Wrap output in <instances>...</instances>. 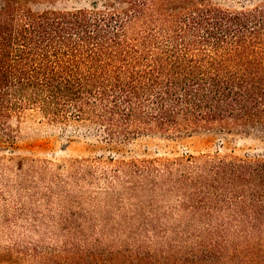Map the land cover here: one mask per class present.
Wrapping results in <instances>:
<instances>
[{
	"label": "trees",
	"instance_id": "16d2710c",
	"mask_svg": "<svg viewBox=\"0 0 264 264\" xmlns=\"http://www.w3.org/2000/svg\"><path fill=\"white\" fill-rule=\"evenodd\" d=\"M24 1L0 0V137L6 141L10 120L27 111L92 123L110 140L264 124V2L232 11L201 0H96L100 6L35 12ZM109 162L112 175H103L130 185L120 195L138 202L129 218L140 226L127 225L128 234L156 239L186 232L201 242L190 258L174 263L251 264L236 249L264 242L263 160ZM10 172L0 164V232L11 236L19 222L32 221L33 231L41 219L10 196ZM27 182L13 190L29 193ZM148 194L179 203L170 215L158 213L139 200ZM175 214L180 225L166 226ZM56 223L71 225L65 218ZM8 251L26 254L18 246ZM139 261L154 264L150 257Z\"/></svg>",
	"mask_w": 264,
	"mask_h": 264
},
{
	"label": "rangeland",
	"instance_id": "374dc122",
	"mask_svg": "<svg viewBox=\"0 0 264 264\" xmlns=\"http://www.w3.org/2000/svg\"><path fill=\"white\" fill-rule=\"evenodd\" d=\"M201 1L232 11L252 9L264 2ZM93 2L97 6L102 3L96 0L24 1L35 12L89 8ZM8 133L12 139L6 141L0 137V164L14 172L9 173L10 196L22 199L26 212H37L41 220L34 223L33 231L30 221L29 224L19 222L11 236L0 232V264H73L80 259L84 264H138L140 257H150L154 264H161L162 256L170 258L169 264H181L174 260L190 258L201 242L186 232L177 236L165 232L156 239L151 233L128 234L127 225L132 229L140 226L137 218H129L133 211L129 207L138 202L120 195L123 186L130 185L103 175H112L115 166L109 161H170L215 155L264 161V124L192 134L153 132L110 140L102 128L92 123L55 122L40 112L27 111L10 120ZM19 166L22 170L18 173ZM23 178L28 179L29 193L13 190ZM27 194L31 199H27ZM157 195L148 194L139 200L152 204L158 213L170 215L177 208L178 200ZM57 218L69 219L71 225L61 228ZM165 225L179 226L178 215L167 218ZM12 246H18L26 254L8 251ZM236 251L251 264H264V242L260 240H251L238 246Z\"/></svg>",
	"mask_w": 264,
	"mask_h": 264
}]
</instances>
